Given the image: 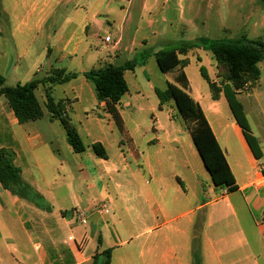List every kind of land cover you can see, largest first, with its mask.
I'll return each mask as SVG.
<instances>
[{"label":"crops","instance_id":"crops-1","mask_svg":"<svg viewBox=\"0 0 264 264\" xmlns=\"http://www.w3.org/2000/svg\"><path fill=\"white\" fill-rule=\"evenodd\" d=\"M116 1L0 0V74L4 85L47 76L52 68L75 72L76 77L53 85L51 96L67 99L66 112L76 109L82 118L80 124L100 129L103 121L109 120L113 127L104 101L98 100L93 83L83 72L105 60L99 51L92 50L97 44L111 43L105 54L110 63L120 54L125 19L119 22V31L104 34L112 42L99 41L98 31L90 27L92 22L99 23V18L107 24L105 28L112 27L108 20L112 19L111 7H117ZM183 1L177 2L181 8L177 10L171 0H163L165 11L175 13L170 21L181 20ZM209 1L211 8L221 12L223 29L234 33L233 39L264 37L257 34L259 30L264 33V0ZM133 3L125 0V11ZM137 30L135 27L129 35V48L125 46L131 52L146 43L144 37L137 39ZM191 50L186 55L178 54L180 59H187V65ZM197 58L204 65L200 54ZM57 86L62 90L54 97ZM152 88L154 92L157 89ZM35 91L41 92L45 105L44 83H38ZM187 92L199 103L226 157L237 185L234 191L213 185L194 144H183L179 135L170 138L182 130L169 118L168 111L166 126L152 114L153 124L144 132L145 145L138 149L134 134L125 127L122 110L127 106L130 120L138 118L129 90L117 109L125 127L124 134L118 132L128 136L130 154L139 166L131 173L125 172L129 165L121 148L122 137L112 160L99 137H93L90 144L99 142L106 158L90 154L86 146L76 153L64 125L51 118L48 110H43L39 119L19 123L1 94L0 148L12 150L13 163L20 168L22 179L41 197L22 198L0 184V264H92L93 256L105 249L111 251L109 264H193L195 249L201 264H264V135L260 132L255 136L262 153L257 159L223 94L212 99L210 90H194L190 82ZM164 104L159 106L158 99L160 112ZM68 118L81 138L79 127ZM59 139L66 143V153L78 155L76 159L85 155L94 166L86 169L76 162L78 172L74 173L61 149L55 147ZM47 149L48 163H42L39 156ZM110 180L112 189L106 182ZM77 208L85 211L86 224L72 213ZM103 259L98 255L96 264H102Z\"/></svg>","mask_w":264,"mask_h":264},{"label":"trees","instance_id":"trees-1","mask_svg":"<svg viewBox=\"0 0 264 264\" xmlns=\"http://www.w3.org/2000/svg\"><path fill=\"white\" fill-rule=\"evenodd\" d=\"M194 48H202L211 52L225 81L224 87L220 89L214 81L209 79L203 65L199 66L200 76L207 82L212 99H218L220 94H223L254 157L259 159L262 156L260 145L250 131L243 106L237 99L236 90L244 86H254L259 78L258 63L264 59V40L259 37H242L235 40L200 37L193 42L170 49H159L154 53L156 64L161 72L176 71L174 82H168L163 90L155 89L159 106L169 100L173 101L178 114L186 124L211 182L215 187L231 192L237 188L234 176L199 103L187 92L189 82L183 71V67L187 65V59L178 57V54L186 55ZM197 60L200 59L197 58ZM134 66L135 62L132 60H127L122 65L104 62L83 72V76L93 83L98 100L104 101L105 111L110 115L121 134L125 133V127L117 104L128 91L124 73L126 70H132ZM74 77H76L75 72H65L63 68H52L47 76L8 86L4 85V77L0 74V95L3 94L6 97L19 123L33 121L43 116V109L35 95V89L38 83H44L45 106L51 118L60 120L65 127L67 139L73 151L80 153L85 150V145L76 127L67 116L66 107L69 101L67 99L55 100L50 93L53 85L64 83ZM91 148L96 156L106 158L105 149L99 142L91 144ZM0 184L4 189L22 198L35 200L41 197L22 179L20 168L13 163L12 150L5 147L0 148ZM98 243H100L99 239ZM110 252V249H105L100 254H95L92 264H96L98 255L104 258L102 264H109ZM193 264H200L197 249L193 252Z\"/></svg>","mask_w":264,"mask_h":264},{"label":"rangeland","instance_id":"rangeland-1","mask_svg":"<svg viewBox=\"0 0 264 264\" xmlns=\"http://www.w3.org/2000/svg\"><path fill=\"white\" fill-rule=\"evenodd\" d=\"M171 1L173 4H175V9L181 10V8L178 9L177 2L179 0ZM143 2V0H134L132 7L127 12L125 11V8L127 7L125 0H118L115 3L117 7H111L114 9V12L110 17L112 19L108 20L112 27L105 28L107 24L103 23L102 18H99V23L92 22V24H90L91 30L94 29L98 31L100 36L98 39L100 41L103 40L105 33L109 32L114 34L115 30L119 31L118 24L122 18L125 19L124 40L119 46L121 51L120 54L112 60V63L115 65H122L127 60H134L136 63L132 70L126 71L125 78L128 83L129 94L131 95V103H133L138 111V118L135 120H130V116L127 115V113L129 114V112H127L129 108H126L127 106L123 105L122 110L124 113L125 127L134 134L136 139V147L139 149L145 145L144 132L147 130L148 126L153 124L154 116H152V114H155L157 120L166 126V124H169L168 120L166 119V113L168 111L169 118L173 120L175 124L182 130V133H172L170 138L179 135V140L183 144L186 142L193 144L186 128V124L178 114L173 101L169 100L165 102L163 111L161 112L157 107L158 97L152 86L156 87L158 90H163L166 86V80L174 82L172 73H176V71H172L171 73L167 74L159 71L153 53L156 51V49H170L184 43L193 42L200 37L235 40L233 39L235 35L234 33L229 34L228 32L224 31L220 19L221 12L219 10H215L216 8H211V2L209 0H184L182 2V17L179 23L170 21V18L173 17L175 13L172 11H165V7H162L161 5L163 0H146V8L145 5H143ZM149 23H151V26ZM115 24H117V26H115ZM135 27H138V30L135 32V34H137V39L144 37L146 40V43L142 48L144 49V52H142V49H137L134 52L125 49L126 44L129 48V35L134 32ZM257 34L260 36L264 35L263 31L260 30L257 32ZM115 37L117 38V34ZM261 39L264 40V37ZM109 45H111V43ZM109 45L106 44L105 46L104 44L100 43L93 47L92 50L99 51L100 53H98L100 57L105 59L104 61H99L98 64L109 62L105 58L107 47L109 48ZM196 49H192L187 55L189 63L185 67V73L189 79V82L191 83L192 88L194 90L200 88L202 91L206 88L209 91L207 82L200 76L199 73L200 63L197 61L196 57L200 54L207 76L209 79L215 82L216 86L222 89L224 87L225 81L210 51H198ZM142 62L143 64H141ZM258 68L260 70V75L255 85L244 86L243 88L236 90L237 99L241 102L243 110L246 109V112L244 111V115L249 125L250 131L254 136H256V133L258 134L260 132L262 135H264V124L262 122L264 116V59L258 63ZM56 88L57 89L53 94L54 97L59 96V93L62 90L61 87L57 86ZM35 93L43 107V110L45 113H47V109L43 104L41 92L35 91ZM67 114L71 117L73 123L79 127L82 141L90 154H93L90 144L92 138L99 137L100 141L106 145L107 153L109 154L110 159H114L118 153L117 145L120 141V138L122 137L123 143L121 144L122 146H120L124 149L126 160L129 165V170H125V172L131 173L138 170L139 166H137V163L130 154L131 151L128 148V143L126 141V138L129 140L128 136L126 137L125 135V137H123L118 132L115 125L110 127L111 124L109 120L103 121L100 129H95L94 126L91 128L83 122L80 124L82 118L79 117L76 109L69 111L67 109ZM43 120H45V118ZM182 134H185V136L183 135V137H181ZM1 135L4 137L3 134ZM65 144L66 143H64L62 139H59L57 144H55V147H59L61 149L63 157L66 159L68 166L71 167L74 173L78 172L76 162L83 163L84 168L86 169L94 166V164H89V161L85 155H81L80 159H76L75 156L78 155L74 154L71 156L70 154L66 153L64 149ZM52 148H54V146H52ZM49 155L50 150H45L44 155L39 156L40 161L42 163H48ZM24 160H28L27 156L24 157ZM46 167H48V165H46ZM106 182L109 186V189H112L113 182L111 180ZM202 183L205 184L204 182ZM104 186H106L105 182Z\"/></svg>","mask_w":264,"mask_h":264},{"label":"built area","instance_id":"built-area-1","mask_svg":"<svg viewBox=\"0 0 264 264\" xmlns=\"http://www.w3.org/2000/svg\"><path fill=\"white\" fill-rule=\"evenodd\" d=\"M103 41L104 42H112L113 39L109 35H106V36H104ZM72 213L75 215V217L79 220V222L81 224L87 223V216H86V213L83 209L77 208V209L73 210ZM69 238L71 239L72 237L69 236Z\"/></svg>","mask_w":264,"mask_h":264}]
</instances>
